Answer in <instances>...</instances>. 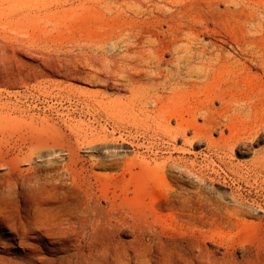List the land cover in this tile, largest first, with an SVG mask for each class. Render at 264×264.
I'll return each mask as SVG.
<instances>
[{
	"label": "rangeland",
	"instance_id": "obj_1",
	"mask_svg": "<svg viewBox=\"0 0 264 264\" xmlns=\"http://www.w3.org/2000/svg\"><path fill=\"white\" fill-rule=\"evenodd\" d=\"M260 52L264 0H0V139L10 141L0 163L18 162L11 173L0 165V244L37 235L30 223H46L71 189L109 188L107 221L79 249L60 246L52 264L71 254L168 264L202 249V264H264V135L248 151L219 153L212 146L230 134L210 131L220 103L199 102L213 76L260 80L250 63ZM197 195L227 220L171 210ZM190 229L192 242L156 235Z\"/></svg>",
	"mask_w": 264,
	"mask_h": 264
},
{
	"label": "bare ground",
	"instance_id": "obj_2",
	"mask_svg": "<svg viewBox=\"0 0 264 264\" xmlns=\"http://www.w3.org/2000/svg\"><path fill=\"white\" fill-rule=\"evenodd\" d=\"M258 57L259 61L255 60L250 63H252V68L260 71V80L253 82L247 79H241L233 75L235 73H231L226 77L213 76L208 79V95L202 101H199L203 106H209L213 104V102L220 103L221 114L218 118L212 119L210 131L218 129L219 134H221L224 128L230 132L223 142L212 146L221 154L225 152L231 153L235 150L238 151V153L240 150L243 152L248 151L249 149L247 146L249 144L259 143L264 135V52H260ZM5 130L6 126L0 122V132ZM8 144H10L9 140L4 138L0 139V152L2 151V146ZM24 144L39 151L50 149L47 139H25ZM5 155L8 156L9 154L5 153ZM0 165L5 166L11 173L18 167V162L16 158L7 160L2 158ZM6 189H8V191L11 189L13 190V188ZM108 189L109 188H101L98 190L96 188H73L69 192L71 196H63L61 199L51 202L49 209H53L54 206L57 207L59 204V207H57L59 210L50 211L52 212L50 214L47 210L50 218H43L47 220L46 223H43L41 220V222L38 221L35 225L30 223L33 228L30 227L27 230L28 234L38 233V236L27 237L20 234L5 236L4 240L6 243L0 244V264L16 263L17 259L22 261L27 260L29 263L34 260L35 263L37 262L38 264H52L56 254L63 251L59 247L64 246L67 242H74V249H79L80 245L78 243V238L89 229V234H87L88 237L86 238L92 239L116 207L114 192L109 196ZM102 203L105 204V207L102 206ZM4 206L2 209H5ZM170 206L171 210L174 211L179 218L186 219L188 222L205 224L212 219L215 221L227 220V218H224L218 212L219 208H210L209 203L199 196L194 200L189 197L179 199L176 204L172 203ZM12 209H14V207ZM11 226H13V224ZM19 232L21 233L22 231ZM156 235L160 240L162 237L169 241L192 242L196 239V237H194L195 232L192 231V229L186 231L161 230ZM202 253L203 249L201 252L198 251V256L196 257L192 254L190 257L168 255V260L164 261H167L168 264H189L190 262L193 264L195 258L200 257V263L202 264ZM46 254H48V256H46ZM89 258H91L90 255L83 254L80 258V254H71L64 257L61 264H88ZM3 261H6V263Z\"/></svg>",
	"mask_w": 264,
	"mask_h": 264
}]
</instances>
